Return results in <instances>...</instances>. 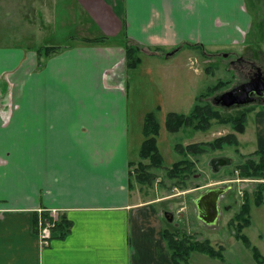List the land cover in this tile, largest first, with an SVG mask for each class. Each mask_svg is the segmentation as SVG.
<instances>
[{
    "label": "crops",
    "instance_id": "0c3cea01",
    "mask_svg": "<svg viewBox=\"0 0 264 264\" xmlns=\"http://www.w3.org/2000/svg\"><path fill=\"white\" fill-rule=\"evenodd\" d=\"M258 15L247 0H0V264H174L163 197H142L131 182L144 139L133 149L130 130L143 119L131 124L125 45L153 61L182 43L238 46ZM46 45L62 49L40 66ZM257 114L241 133L252 151L264 149ZM39 208L71 222L48 246ZM190 260L223 264L201 252Z\"/></svg>",
    "mask_w": 264,
    "mask_h": 264
},
{
    "label": "rangeland",
    "instance_id": "374dc122",
    "mask_svg": "<svg viewBox=\"0 0 264 264\" xmlns=\"http://www.w3.org/2000/svg\"><path fill=\"white\" fill-rule=\"evenodd\" d=\"M248 36H251L254 42L259 38L256 30L254 34H248ZM71 42L74 43L73 41ZM252 42V40H248L245 44L242 43L233 47L219 45L216 49L206 47L204 51H193L186 44L184 49L175 53L168 60L162 59L160 61L146 58L142 52L140 57L143 59V64L140 63L137 69L132 68L134 70H131L125 77V84L129 85L131 100L129 105L130 113L132 114L131 124H133V121L137 122L140 116L144 122L147 113L156 112L162 126L158 136V145L165 158V166L163 168H152L157 178L154 184L150 186L140 185L134 179L138 172L136 170L137 166H133L135 191L139 190L142 197H144L142 195L143 190L150 192L153 197H163L161 201L157 202V206L160 209L162 208L168 228L185 232L194 238L210 239L215 246L224 245L228 252L225 254L226 260L233 262V264H259L253 260L252 246H257L264 255V203L255 205L253 200H251L253 199L251 191L260 179L245 178L248 181L238 180L236 182H231L230 180L232 177L243 179L238 176L236 168L248 156L247 154L252 151L253 147L246 145L247 143L244 142L246 141L245 136L237 133L238 145L225 144L221 150L208 151L200 155L198 157L197 171L188 178L187 185L185 187H173L174 180L168 176L167 171L174 162L182 158L175 148L178 143L186 145L191 142L209 141L219 136L234 133V130L231 124L215 122L205 131L183 127L179 132L171 133L165 128V119L169 112L175 111L181 114H190L195 104L202 99L198 100V97L206 92L210 86L218 84L219 80L229 83H226L228 85L224 86L220 91L227 90L234 83L242 80L247 68L249 69L250 63H246L244 59L243 61H238V58L240 56L243 57L245 53L243 58L254 60L252 59L254 57H250L254 51H244L247 48V44ZM252 46L261 48L258 42ZM257 53L260 54L259 51ZM190 56L194 57L190 58ZM196 57L199 60L197 62L198 66H201L203 71L200 76H197L189 67L192 64V59L194 60ZM258 60L261 61L262 59ZM262 62L264 63V60ZM149 64L155 68L151 75L152 78L146 72ZM176 64L179 68H168ZM212 97L214 98L213 95ZM210 100L213 101L212 98ZM261 110H264V107H260L253 113V116H250L249 129L251 128L252 131L253 123L257 122L256 117L260 118L257 113ZM230 113L235 114L234 111ZM262 119L264 120V118ZM142 129L143 127L141 128L140 123L132 125L130 142L133 149H136L138 144L144 139ZM251 134L252 132L249 131V135ZM134 151L136 152V150ZM220 154L230 156L232 163L223 166L218 172H214L209 165V160L212 156ZM131 155L133 158V153ZM136 160H139V156ZM225 180L229 182L224 183ZM228 186H232L233 189L229 190ZM244 189L249 192L250 201L252 202L251 224L244 229V233L250 239V246L245 245L235 237V226L231 224V219L238 213L244 200V195L242 194ZM209 190L220 191L218 200H220L221 211H219V220L216 225L208 224L198 217L196 199ZM225 206H228V209H225ZM167 213H170V216ZM235 243L239 245L229 251L232 244L236 245ZM240 256H243V258ZM230 258L232 260L229 261Z\"/></svg>",
    "mask_w": 264,
    "mask_h": 264
},
{
    "label": "trees",
    "instance_id": "16d2710c",
    "mask_svg": "<svg viewBox=\"0 0 264 264\" xmlns=\"http://www.w3.org/2000/svg\"><path fill=\"white\" fill-rule=\"evenodd\" d=\"M247 2L249 6L256 9L260 15L255 24L254 31L256 30L258 33L259 38L257 42L261 50H263L259 52L264 54V0H247ZM103 40L91 39L90 41ZM248 40H252V37L249 36ZM248 40L246 42H248ZM125 48L126 66L129 69L136 68L141 63L140 46L126 44ZM61 49V46L56 45L39 47L37 49L39 58L38 65L42 66L51 55L59 52ZM255 52L257 53V51ZM226 83L228 82L219 80L218 84L210 86L206 92L198 97V100L200 98L203 100L200 99L199 103L195 104L190 114H181L175 111L168 113L165 119V128L171 133L179 132L183 127H191L195 130L205 131L215 122L231 124L234 130V133H229L209 141L191 142L186 145L178 143L175 148L182 158L174 162L167 171L168 176L174 180L173 187H185L187 185L188 178L197 171V163L199 162L198 157L200 155L208 151L221 149L225 144L238 145L237 133H244L246 131L250 116H253V113L259 109L255 104L225 106L221 103H217L215 97L221 92L220 90L224 86L229 84ZM210 98H212L213 101L210 100ZM232 111H234L235 114H231L230 112ZM223 112L228 114H224ZM161 128L162 126L156 112L147 113L143 122L142 132L144 140L142 141L139 151V160L132 161L130 165V177L133 187V166H137L136 170L138 172L134 179L140 185L147 186L153 185L157 178L152 168H163L165 166V158L158 145V136L160 135ZM247 155L248 156L245 157L243 162L237 166L236 170H238L239 175L243 178L260 179L251 191V195L253 196L251 200H253L255 205H261L264 203V149H255ZM242 194L244 195V200L240 205L238 213L231 219V224L235 226V237L245 245L250 246V239L248 235L244 233V229L251 224L252 202L250 201L249 192L246 189L242 191ZM70 227L71 222L61 213L53 227V236L54 233L57 232L56 234L58 236L63 237L69 232ZM164 236L172 251L174 264H192L190 259L194 252L206 253L211 257L219 258L223 261V264H232L226 260V249L224 245L220 244L215 246L210 239L206 238L202 240L198 237L194 238L185 232L172 230L167 226ZM252 252L257 262L264 263V255L257 246H252Z\"/></svg>",
    "mask_w": 264,
    "mask_h": 264
},
{
    "label": "water",
    "instance_id": "95a60500",
    "mask_svg": "<svg viewBox=\"0 0 264 264\" xmlns=\"http://www.w3.org/2000/svg\"><path fill=\"white\" fill-rule=\"evenodd\" d=\"M184 43H182L179 47L169 52V55H173L178 50L183 47ZM257 84L253 82H246L243 84H238L234 86L231 90L218 94L216 97V102H220L225 106H233V105H245L249 103H253L256 98L252 96L254 93H258L260 95L261 92L256 89ZM229 162V158L226 156L213 157L210 159L209 164L212 166L213 171L216 172L219 170V167L225 165ZM220 196V191L209 190L203 193L200 197L196 199V203L198 206V217L209 223H216L219 215L218 209V199ZM170 216V213H167Z\"/></svg>",
    "mask_w": 264,
    "mask_h": 264
},
{
    "label": "flooded vegetation",
    "instance_id": "af4514ba",
    "mask_svg": "<svg viewBox=\"0 0 264 264\" xmlns=\"http://www.w3.org/2000/svg\"><path fill=\"white\" fill-rule=\"evenodd\" d=\"M259 16L260 15H258L257 16V19H256V22L258 21V19H259ZM255 33V31H254V28H253V30H252V33H250V35L251 34H254ZM252 40H253V38H252ZM254 41V40H253ZM256 43H257V41H256ZM255 43L254 42H252V44H248L246 47L247 48H245L244 49V51H254L253 53H251V56L250 57H254V58H252V59H254V60H248V59H245V58H243L244 57V55H245V53L243 54V57L242 56H240L239 58H238V61H243V59H244V61H246V63H250V65L248 66L249 67V69L247 68V70H246V72H245V76H244V78L242 79V80H240V81H238V82H236V83H234L229 89H227V90H222V92L221 93H223V92H226V91H229V90H231L234 86H236V85H238V84H243V83H246V82H253V83H256L257 84V86H256V89H257V91H260L261 92V94L262 95H260V94H258V93H253L252 94V96H254L255 98H256V100L253 102V103H249V104H245V105H250V104H255V105H257L258 106V108L260 109V107H264V63L262 62L263 60H264V54L263 53H260V54H256L255 55V51H263V50H261V48H258V46H256V47H253L252 45H254ZM248 46H250V47H248ZM258 59H262L261 61H259ZM241 64H243V63H241ZM243 66H245V65H243ZM246 67V66H245ZM220 93V94H221ZM218 95H216V97H217ZM216 97H215V99H216ZM217 101V100H216ZM218 103H220V102H218ZM234 106V105H233ZM241 106H243V105H241ZM220 137V136H219ZM222 149V148H221ZM221 149H219V150H221ZM220 156H224V154H220V155H214V156H212L211 158H213V157H220ZM226 157H228L229 158V162H227L225 165H230L231 163H232V159L230 158V156H228V155H225ZM210 158V159H211ZM210 161V160H209ZM210 165V164H209ZM225 165H222V166H220L219 167V170H221L222 168H223V166H225ZM239 165V164H238ZM237 165V166H238ZM211 166V165H210ZM211 168H212V166H211ZM212 170H213V168H212ZM218 170V171H219ZM218 171H216V172H218ZM237 172H238V170H236ZM238 176H240L239 175V172H238ZM240 178H241V176H240ZM230 180H231V182H236V181H238L239 180V178H236V177H232V178H230ZM227 182H229V181H226L225 180V182L224 183H227ZM229 185V184H228ZM229 187V186H228ZM231 189H233L232 188V186L231 187H229V190H231ZM230 206V205H229ZM221 207H220V200H218V209H219V211H221V209H220ZM225 209H228V206H225L224 207ZM220 213V212H219ZM218 220H219V215H218V219H217V221H216V223H213L212 225H216L217 224V222H218ZM209 224V223H208Z\"/></svg>",
    "mask_w": 264,
    "mask_h": 264
},
{
    "label": "built area",
    "instance_id": "2783aa9c",
    "mask_svg": "<svg viewBox=\"0 0 264 264\" xmlns=\"http://www.w3.org/2000/svg\"><path fill=\"white\" fill-rule=\"evenodd\" d=\"M38 235L43 246H48L53 237V227L58 220L60 211L55 208H39ZM47 213V214H45Z\"/></svg>",
    "mask_w": 264,
    "mask_h": 264
}]
</instances>
